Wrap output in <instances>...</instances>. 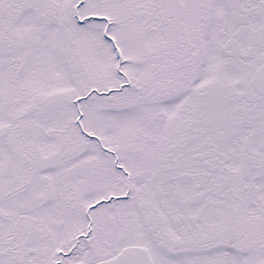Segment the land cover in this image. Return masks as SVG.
I'll use <instances>...</instances> for the list:
<instances>
[{
    "label": "snow or ice",
    "instance_id": "snow-or-ice-1",
    "mask_svg": "<svg viewBox=\"0 0 264 264\" xmlns=\"http://www.w3.org/2000/svg\"><path fill=\"white\" fill-rule=\"evenodd\" d=\"M0 264H264V0H0Z\"/></svg>",
    "mask_w": 264,
    "mask_h": 264
}]
</instances>
